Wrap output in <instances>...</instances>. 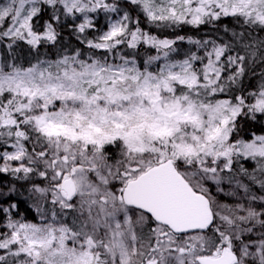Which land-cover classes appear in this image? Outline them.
Returning a JSON list of instances; mask_svg holds the SVG:
<instances>
[{"label":"snow or ice","instance_id":"1","mask_svg":"<svg viewBox=\"0 0 264 264\" xmlns=\"http://www.w3.org/2000/svg\"><path fill=\"white\" fill-rule=\"evenodd\" d=\"M0 264H264V0H0Z\"/></svg>","mask_w":264,"mask_h":264}]
</instances>
